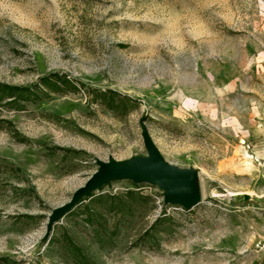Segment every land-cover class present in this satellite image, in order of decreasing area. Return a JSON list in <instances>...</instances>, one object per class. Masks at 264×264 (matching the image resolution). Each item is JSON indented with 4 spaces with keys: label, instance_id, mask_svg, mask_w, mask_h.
<instances>
[{
    "label": "rangeland",
    "instance_id": "obj_1",
    "mask_svg": "<svg viewBox=\"0 0 264 264\" xmlns=\"http://www.w3.org/2000/svg\"><path fill=\"white\" fill-rule=\"evenodd\" d=\"M0 82L27 88L0 98V264H67L46 242L79 217L47 214L95 160L145 156L141 124L199 201L138 183L136 224L164 212L169 231L103 264H264V0H0Z\"/></svg>",
    "mask_w": 264,
    "mask_h": 264
},
{
    "label": "trees",
    "instance_id": "obj_2",
    "mask_svg": "<svg viewBox=\"0 0 264 264\" xmlns=\"http://www.w3.org/2000/svg\"><path fill=\"white\" fill-rule=\"evenodd\" d=\"M26 90L0 82V98H14V93L22 95ZM139 186L134 184L135 188L118 193L91 192L81 197L62 216L79 219H72L73 224L62 227L59 234L52 233L47 239L46 251L67 264H103L102 255L113 251L117 245L124 246L125 250L157 248L163 233L169 231L161 224L169 218L161 212L147 226L136 224L152 207L150 197L142 194ZM78 227L84 234L83 239H87L85 246L78 244Z\"/></svg>",
    "mask_w": 264,
    "mask_h": 264
},
{
    "label": "water",
    "instance_id": "obj_3",
    "mask_svg": "<svg viewBox=\"0 0 264 264\" xmlns=\"http://www.w3.org/2000/svg\"><path fill=\"white\" fill-rule=\"evenodd\" d=\"M140 135L146 155L124 160H114L111 157L105 161L95 160L97 167L84 183L72 192L67 201L49 211L46 217L48 230L55 220L68 212L81 197L89 195L100 185L112 180H130L134 184L157 186L162 192L163 204H174L188 209L198 203L200 196L197 172L165 162L143 124L140 125Z\"/></svg>",
    "mask_w": 264,
    "mask_h": 264
}]
</instances>
